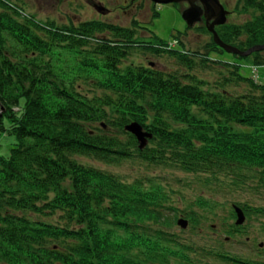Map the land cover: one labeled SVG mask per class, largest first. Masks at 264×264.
<instances>
[{
    "label": "trees",
    "instance_id": "16d2710c",
    "mask_svg": "<svg viewBox=\"0 0 264 264\" xmlns=\"http://www.w3.org/2000/svg\"><path fill=\"white\" fill-rule=\"evenodd\" d=\"M236 11L252 18L218 26L222 41L241 51L264 45V0H239ZM99 24L58 28L0 0V131L13 139L0 156V264H264V250L247 241L233 251L225 244L244 235L234 207L263 228L255 240L264 208L233 203L231 225L214 240L200 239L213 211H186L191 237H181L160 177L113 172L138 162L218 189L264 190V84L239 62L264 67V51L213 60L226 53L213 39L190 51L178 35L170 50L155 35L154 51L183 70L124 66L133 46L120 40L132 31L108 36ZM196 68H217L218 78L201 79ZM132 123L152 136L144 149L126 131Z\"/></svg>",
    "mask_w": 264,
    "mask_h": 264
},
{
    "label": "rangeland",
    "instance_id": "374dc122",
    "mask_svg": "<svg viewBox=\"0 0 264 264\" xmlns=\"http://www.w3.org/2000/svg\"><path fill=\"white\" fill-rule=\"evenodd\" d=\"M11 1H13L15 4H18L19 6H22L27 14L34 15L37 17V19L42 21L54 20L58 25L65 23L69 25L77 24L81 21L97 19V16L86 8L80 10V19H76L74 16H71L74 20H71L70 22L62 19L64 17L65 10H67L69 7L77 8L81 3H84V0H65V4L62 3L61 0ZM220 2L222 5H226L227 9L226 7L224 8L227 11L231 12L227 19L228 24H243L252 18V13L242 14L236 11L239 0H220ZM58 6L63 7V9L56 10L55 7ZM182 7L184 6H176L172 4L153 5L151 10L146 9L142 11L139 16H135L134 18L138 20V23L146 25V28L150 31L148 33L150 37L154 34L161 40L169 43L178 35L182 34L181 37L187 50H202L205 45L211 42L213 35L209 32L208 34L204 29L200 30L202 27L200 24L198 25L197 29L189 30L188 33L185 34L188 26L182 19ZM154 13H158L156 18H153ZM119 22L123 25H128V23L131 21L128 17L124 16L119 19ZM211 57L213 60L227 62L239 61L235 59L232 54L227 53L223 55L212 54ZM148 62L158 65V68H160V70L163 72H176L183 70V67H181L175 59L169 58L168 56L153 59L149 57V53L146 51L143 53L140 48H132L129 51V55L127 60L124 62V66L136 65L146 67ZM239 62L241 63L242 75L253 78L254 76L255 78L258 76V83L264 84V67H255L250 61L243 60ZM254 67L256 68L257 72H253ZM216 70L218 69L214 68V70H202L200 68H196L195 72L201 79L213 82L218 78ZM237 91L241 92L242 90L237 89ZM5 124L7 125V121H5ZM12 145L13 139L6 137L0 131V156H9ZM144 166L145 165L137 162L134 165H126L121 169H114L113 172L123 175L124 178L128 180H133L142 175H147L148 177H160L162 184L168 188L167 192L170 194L169 197L170 201L173 203L172 205L176 207L179 213L178 218L181 216L184 217L183 213L186 211L193 212L200 216L206 210H212L214 214H209V220L207 222L208 225H205L203 227V231H200V239H209L210 235H212L210 239H218V235L215 233V231H217L220 235L222 231L226 230V224L231 225L232 219H230L231 215L229 212L233 203L244 202L248 203L252 207L264 208V190L260 189L259 192L248 188L240 189L237 186L230 185L229 181H226L224 185H230V187L218 189L214 186L205 185L201 180V176L199 179L192 175L183 174L177 170L163 168H151L146 170ZM201 199L209 202L215 207V210L209 208H200L197 203L198 201H201ZM184 219L187 218L184 217ZM232 223L234 222L232 221ZM190 226L186 230H182L176 225V227L173 229V232L180 235L181 237H191ZM210 226H213L212 229ZM243 227L247 233L242 235L239 240H235L233 242L229 238L226 239L225 244L227 250H239L241 249V244L244 241L246 242L247 237L250 236L252 238L253 233L263 232V228L255 220H247ZM257 237H259V241L261 240L264 242V233L261 235L257 234Z\"/></svg>",
    "mask_w": 264,
    "mask_h": 264
},
{
    "label": "flooded vegetation",
    "instance_id": "af4514ba",
    "mask_svg": "<svg viewBox=\"0 0 264 264\" xmlns=\"http://www.w3.org/2000/svg\"><path fill=\"white\" fill-rule=\"evenodd\" d=\"M35 1V0H34ZM65 0H61L62 3L65 4ZM75 1V0H74ZM73 1V2H74ZM38 4V3H37ZM200 4V2H198ZM18 5V4H17ZM63 5V4H62ZM156 6L151 0H84V3H81L77 8H71L69 7L67 10L64 11V17L62 19H65L66 21H73L71 16H74L76 19H80L81 16L79 14L80 10L83 8L88 9L92 13H94L97 16V19L93 20H85L81 21L77 24H61L56 26L58 28L62 27H67L70 28L71 25H80L83 23H88V22H100L99 27L104 28L105 33L113 35L114 32H110L114 30V28H119V29H126L129 31H132L133 33V39L131 40H120L123 42H129L128 44L133 46L132 48H140L141 51L144 53L146 51L149 53L150 58H161L163 57L161 54H157L154 51L155 45L150 43L152 40H147L145 38H148L150 36L148 33L150 32L145 25H142L141 23L139 24H134L136 20L134 17L139 16L140 13L146 9L151 10L152 7ZM182 5V9L187 8L189 5L187 3H181V4H176V6ZM19 6V5H18ZM226 7V5L224 4ZM56 10L58 9H63V7H55ZM227 9V7H226ZM78 12V13H75ZM128 17L130 19V23L128 25H123L119 22V19L121 17ZM103 18V19H101ZM115 19V20H114ZM109 20V21H108ZM55 22L54 20H52ZM67 22V23H69ZM199 25V24H198ZM198 25L194 26L193 28H190L189 30L197 29ZM201 26L205 25L204 20L200 23ZM187 30V33L188 31ZM156 37L154 34L151 36V38ZM109 39V38H106ZM114 41L113 39H109ZM114 45V44H113ZM131 48V49H132ZM125 62V60H123ZM147 68L154 69L157 71H161L160 68H158V65L148 62V65L146 66ZM163 72V71H162ZM230 228H234L232 226H229ZM247 231L245 230L244 227L239 229V234H245ZM252 236V235H251ZM247 243L251 245V248H255L258 252H262L264 250V247L261 246V243H264L263 241L255 240L252 236V238L249 236L246 238Z\"/></svg>",
    "mask_w": 264,
    "mask_h": 264
},
{
    "label": "water",
    "instance_id": "95a60500",
    "mask_svg": "<svg viewBox=\"0 0 264 264\" xmlns=\"http://www.w3.org/2000/svg\"><path fill=\"white\" fill-rule=\"evenodd\" d=\"M154 4L169 5L187 3L189 6L182 11V19L188 27H194L196 24L205 21L207 30L213 35L215 44L228 54L239 57H249L250 55L264 51V45H256L247 51H241L235 46L224 43L217 31L216 27L225 25L229 16V12L221 4L220 0H151ZM200 2V4H198ZM4 110V109H3ZM126 131L131 133L137 139L139 148L144 149L148 145V141L152 138L150 134L145 132L137 123L126 126ZM237 215L236 225L241 226L245 223L246 217L244 212L235 207ZM189 222L185 219L178 220V225L182 229H187Z\"/></svg>",
    "mask_w": 264,
    "mask_h": 264
}]
</instances>
